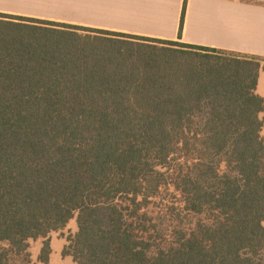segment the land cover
I'll return each mask as SVG.
<instances>
[{
    "label": "trees",
    "instance_id": "obj_1",
    "mask_svg": "<svg viewBox=\"0 0 264 264\" xmlns=\"http://www.w3.org/2000/svg\"><path fill=\"white\" fill-rule=\"evenodd\" d=\"M263 62L0 14V264H31L39 239L48 264L74 219L78 264H264ZM164 169L210 216L170 251L124 207L156 198Z\"/></svg>",
    "mask_w": 264,
    "mask_h": 264
},
{
    "label": "crops",
    "instance_id": "obj_2",
    "mask_svg": "<svg viewBox=\"0 0 264 264\" xmlns=\"http://www.w3.org/2000/svg\"><path fill=\"white\" fill-rule=\"evenodd\" d=\"M0 14L264 60V0H0ZM257 94L264 99V68Z\"/></svg>",
    "mask_w": 264,
    "mask_h": 264
},
{
    "label": "rangeland",
    "instance_id": "obj_3",
    "mask_svg": "<svg viewBox=\"0 0 264 264\" xmlns=\"http://www.w3.org/2000/svg\"><path fill=\"white\" fill-rule=\"evenodd\" d=\"M264 68V62L262 63ZM264 137V132H263ZM168 181L161 193L151 199L145 206L140 201L135 205L125 204V214L138 215L139 218L145 215L144 220L133 219L135 225L139 227V231L147 229V235L152 238L155 247H161L165 251H170L178 247L179 233L187 234L190 230L197 226L209 222V215H197L188 213L183 209V199L171 184L173 181L172 171L164 169ZM187 172V170L185 169ZM143 208V209H142ZM78 232L77 220H72L68 227L64 230L50 235L52 254L50 260L53 264H60L64 261H72L70 256H63L65 247L69 245L68 239L74 237ZM138 232V231H137ZM143 232H140L142 234ZM29 253L31 256V264H42L39 261L44 241L42 239L30 241ZM61 251V254L59 253ZM52 264V263H51Z\"/></svg>",
    "mask_w": 264,
    "mask_h": 264
}]
</instances>
